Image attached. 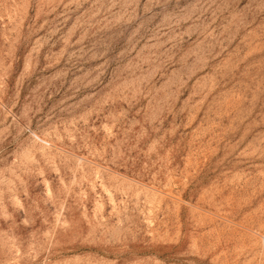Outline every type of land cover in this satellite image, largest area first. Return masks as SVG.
<instances>
[{
	"label": "rangeland",
	"instance_id": "1",
	"mask_svg": "<svg viewBox=\"0 0 264 264\" xmlns=\"http://www.w3.org/2000/svg\"><path fill=\"white\" fill-rule=\"evenodd\" d=\"M0 264H264V0H0Z\"/></svg>",
	"mask_w": 264,
	"mask_h": 264
}]
</instances>
